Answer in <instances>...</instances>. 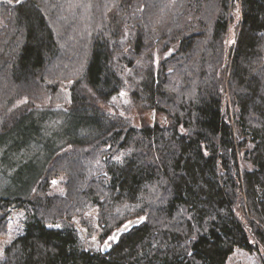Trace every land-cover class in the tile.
<instances>
[{
	"label": "trees",
	"instance_id": "trees-1",
	"mask_svg": "<svg viewBox=\"0 0 264 264\" xmlns=\"http://www.w3.org/2000/svg\"><path fill=\"white\" fill-rule=\"evenodd\" d=\"M0 21V134L42 150L0 195V236L25 212L0 264H227L237 247L264 264V0H2ZM65 80L67 106L44 105ZM122 90L139 124L104 107ZM62 116L69 133H36ZM92 208L106 250L74 221L92 229Z\"/></svg>",
	"mask_w": 264,
	"mask_h": 264
},
{
	"label": "rangeland",
	"instance_id": "rangeland-1",
	"mask_svg": "<svg viewBox=\"0 0 264 264\" xmlns=\"http://www.w3.org/2000/svg\"><path fill=\"white\" fill-rule=\"evenodd\" d=\"M1 1L2 0H0V2ZM231 41L232 34L230 35V39H228V43ZM175 48L176 47L173 46L164 52L157 51V61L159 62L163 57L168 56ZM70 83L69 80H65L58 82L56 88L47 87L45 90V97H43L44 105H54V108L66 107L69 102ZM25 87L26 86H24V89ZM28 104L27 97L23 96L14 103V109L17 105L23 106ZM104 107L106 110L114 111L116 114L129 113L136 124L140 123V106L138 102H135L130 97L128 90H122L105 100ZM145 115L148 119H152L151 116L154 115V111L147 109ZM36 125V133L40 132L41 137H44L47 142L53 135L59 133L64 135L66 131V133H69L68 131L72 128L70 119L67 116H62L60 120H54L52 117H49L43 121L42 124L40 121L36 123ZM28 128L31 129L30 127ZM21 131L23 132H20L17 128L13 136H11V134H0V195L7 192V188L8 190L15 191V188L23 186V188L18 189H25L26 185L29 184L28 182H30L31 178L34 176V173L41 166L42 154H40L39 151L42 150L39 148V143L31 141L32 138L30 140L27 138L25 141L23 134L28 130L25 127L22 128ZM62 181V177L55 178L52 184V193H64L65 188ZM24 217L25 212L23 210L11 208L6 222L7 232L4 236H0V257L5 255V247L23 231ZM85 217L92 229H89L88 225L83 224L79 217L74 218L80 236L89 249L93 251L101 250L104 246V241L99 238L101 227L97 220L96 208L89 210ZM227 264H262V262L256 252H250L237 247L229 255Z\"/></svg>",
	"mask_w": 264,
	"mask_h": 264
},
{
	"label": "water",
	"instance_id": "water-1",
	"mask_svg": "<svg viewBox=\"0 0 264 264\" xmlns=\"http://www.w3.org/2000/svg\"><path fill=\"white\" fill-rule=\"evenodd\" d=\"M103 249L106 250L107 249V244L104 243Z\"/></svg>",
	"mask_w": 264,
	"mask_h": 264
}]
</instances>
